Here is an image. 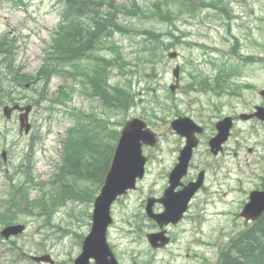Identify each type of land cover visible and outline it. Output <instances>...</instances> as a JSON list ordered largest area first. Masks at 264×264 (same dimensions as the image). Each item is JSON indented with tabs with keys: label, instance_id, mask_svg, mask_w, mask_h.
I'll return each mask as SVG.
<instances>
[{
	"label": "rangeland",
	"instance_id": "obj_1",
	"mask_svg": "<svg viewBox=\"0 0 264 264\" xmlns=\"http://www.w3.org/2000/svg\"><path fill=\"white\" fill-rule=\"evenodd\" d=\"M27 2L31 0H26ZM133 0H117L119 4H124L128 8L132 5ZM147 1V0H146ZM248 3L250 7L255 9L258 13V15H262L264 13V0H248ZM241 10V9H240ZM250 8L243 7L242 11L245 12V18L246 20L240 19L238 22L235 20L233 21L234 26H238V23H246L252 22V27H255V29H258L256 27L260 19H258L256 16H253L249 13ZM61 6L57 4L56 0H37L35 3L31 2L28 5V8L23 7H13L12 5L8 3H4L0 0V33H7L10 34L11 38L17 39V46L19 52L21 54L17 58L16 65L19 64H27V67L23 69L24 73H33L35 72L40 63L43 62L44 57V46L47 44V42H50L48 39L51 35V32L55 30L57 27V24L61 20ZM120 23L123 25L131 26L132 28H137L133 35L130 37L126 36H116L117 43L122 46L123 55L127 61L133 62V68L137 69L139 72L136 74V76L133 77V89L141 94L142 103L138 104L131 112L130 114L136 110L138 114L142 115L144 112L143 109H148L149 100H152V97L155 95L159 97L160 101H164L166 99L167 101H171L172 99L169 98V89L167 83L170 80V75L175 67L177 61L171 60L168 58V52H164V56H161V54L157 51L153 53V56H150L148 52H143L144 56H141V58L144 60H139L137 57V54L139 55V49L143 45H146L151 50L152 47L155 45L158 47V40L151 38L144 34V31L150 30L154 31L155 33H161L163 35V40L166 41V43L170 42L168 39V29L166 23H155L153 21H148L149 19H142V18H134L129 17L125 14H120L119 16ZM225 22L226 24L229 23L228 19H217L216 17H205V15L197 16L195 18H190L189 16H183L182 18H179L176 22L177 26L180 28L181 31L186 32L189 35V40L194 42L195 44L194 48L190 49L186 45H182L178 47L176 50L179 52V58L178 61L180 62L181 66H188L186 69H191V66L188 64V59H192L195 63V66L198 69H204L205 72L210 71L209 63L206 64V62H203L202 58L197 55L198 53H203V50L201 48H198L201 44L206 45L207 47H210L214 49L216 44H221L222 42V36L218 35L219 32L217 28L221 27V23ZM224 33V29H220ZM240 28L234 29V32L238 35L241 33ZM226 32V30H225ZM261 30L257 33L259 35ZM178 35L180 31L177 32ZM136 42H138V51L137 54L134 52V49L136 47ZM186 43V42H185ZM198 43V45L196 44ZM229 42H223V45H229ZM163 46H161L162 48ZM130 49V51L126 50ZM172 51V50H171ZM247 52V54H252L256 58L260 59V55L263 53L259 51V49H249L248 47L244 50ZM18 52V53H19ZM101 54L105 57V51L100 50ZM217 55V54H216ZM114 57V55L109 54V51L107 52V57ZM239 60L238 58L232 60L227 59L226 62L231 63H237ZM242 61V60H241ZM238 62L237 65L240 67H243V76H241V80L243 83H248L250 85H254L253 88H243L244 89V95L248 94L249 100H252L254 103L259 102L261 100V97L258 93L259 89H264V66L262 62H257L255 64H251L248 66H245L246 63ZM245 66V67H244ZM147 74V75H146ZM152 74V76L150 75ZM140 78V82L138 80ZM159 79V81L157 80ZM117 80L123 82V79L116 74V71H114L112 75V81L116 82ZM189 80L188 74H183L182 83L185 85L187 84V81ZM164 81V83H163ZM189 82V81H188ZM61 83V80L59 78H54L52 81V85L50 87V93H53L57 89V85ZM68 84L72 86L74 83L72 81H68ZM77 89H80V86L77 84ZM156 89L152 91V89ZM31 90H28L27 95L28 98H24L23 92L24 90L22 88H18L17 90V96L18 99L21 100V102H27L29 100H34L36 96V92L32 90V88H29ZM148 89V90H147ZM151 94H148V93ZM15 92L10 93V95L14 96L16 95ZM204 103H208L207 97L201 93H193L185 95L184 93H177L176 96L173 97V102L179 106V110L182 113L181 115H189L192 114L187 108L193 109L195 108V112L198 111V106L202 105L199 103L195 107H190L189 105L192 104V101L194 99H200ZM238 98H235L234 95H228L226 94L220 99L225 102L233 103L232 101L235 100V105L237 111H245L250 110L253 107L252 103H246L242 104L239 100H236ZM2 101H0L1 103ZM166 102V103H169ZM48 102H46L47 104ZM171 103V102H170ZM75 107H80L81 109L85 111H91L92 107H95L101 116L105 117V111L100 107L99 103L96 101H91L90 99L81 96L79 93V90L75 93L74 98V104ZM234 106V103H233ZM3 107L0 106V113L2 112ZM35 109L43 110V107L36 106ZM44 111V110H43ZM227 111V110H225ZM157 116L160 115L161 111L159 109H156ZM41 115L38 111L35 112L34 115H32V119L39 118ZM174 114H171L170 119L174 117ZM206 119L210 116V112L205 113ZM197 117V116H196ZM111 118H114L113 121L117 119H122V115H111ZM42 122H46V125L48 127L51 126V132L45 133V129L43 131V137L49 138L50 140L54 139L55 137H59L61 139V136H64L66 131V126H60V121L52 117L51 119H43L40 120ZM2 122L0 118V123ZM157 125L153 127L157 132H160L164 135L166 134H172L168 140L166 139V136L164 137V147L162 148V154H159L160 156L156 155L154 157L153 162L148 168V175L146 179L141 183V189H144L145 192L149 191L151 188L155 190V194H159L161 191L159 190L161 185L165 184L167 182V172L170 171L173 167V163L175 160V155L172 152L173 149L176 147V138L173 136V133L169 130L168 125L160 121L159 119L156 120ZM2 125V123H1ZM45 125V126H46ZM118 129L121 130L122 127L118 126ZM43 138V139H44ZM151 153H149L150 155ZM41 169L43 167H37L35 169V173L39 174L41 172ZM51 171L48 172L45 178H53L54 176H51ZM5 176H2L0 174V196L2 194V191L5 190L7 187L5 184ZM82 183L80 184L83 186ZM91 191L95 190L97 186L92 185V183H88ZM141 189L139 188V191L135 194H132V203L127 204L125 202V207L122 210L116 211V217H117V223L120 222L124 217H126L125 211L133 210L137 211L139 210L140 206V198H141ZM32 197L37 196L36 192H31ZM242 194H237V199H241ZM240 206V204H239ZM238 206V207H239ZM82 219H86V214L82 213L81 216ZM27 217H22V220H26ZM32 220L29 223V227L35 231L36 228H38L39 222L37 219H31ZM86 221L81 222V232L86 231ZM205 239L210 242H214L217 237L220 236V233L214 229H211L210 227H205ZM119 233V231H118ZM36 236V235H35ZM31 236L30 232H28L25 236H23L21 239H19L20 242L26 243V245L32 244V249H39L37 243V238ZM39 239L42 238L41 234L38 235ZM66 247V244H64ZM130 246H133V248H130ZM53 249H57L54 247ZM61 249V248H58ZM122 249H126L125 253L128 251H132L133 249H136V247L133 244H130ZM129 249V250H127ZM216 252V249H205L206 256L212 257L214 253ZM62 259H65L63 257ZM130 261V255L129 252L127 253V256L125 258V262Z\"/></svg>",
	"mask_w": 264,
	"mask_h": 264
},
{
	"label": "trees",
	"instance_id": "obj_2",
	"mask_svg": "<svg viewBox=\"0 0 264 264\" xmlns=\"http://www.w3.org/2000/svg\"><path fill=\"white\" fill-rule=\"evenodd\" d=\"M63 2L65 5L64 24L55 36L53 44L47 50L46 59H49L50 62H47L42 72L48 75L47 73L57 68V64H64L62 67L68 68H66L68 76H73L79 80L86 94L92 97L103 95L107 100L106 105L110 108H127L130 103L129 96L119 90H116V94H114V91H110L108 86L107 90L105 89L109 75L108 67H121L122 63H119V60L115 58L111 60L106 56L96 55L97 48L104 42L105 32L110 31L108 29L109 24L111 27L120 28L117 23L116 12L125 9V6L118 5L116 0H63ZM170 4L179 9V15L187 13L189 16L195 17L199 10L194 0H156L153 3V8L147 9H144L139 0H134L133 8L129 12L141 14L144 17L146 15L152 16L157 20L172 23ZM106 6L108 13L105 14ZM113 46L114 43L107 48L114 49ZM49 64L51 66H48ZM67 95L71 98L70 93ZM75 132L77 133L73 139L72 159L76 155L77 146L83 144L86 140L84 136L88 135L84 134V131L79 132V129H76ZM94 135L100 137V133ZM96 140V137H93V141L96 142ZM112 149L113 147L103 161L99 156L98 146H88V149L79 148L74 160L81 165L75 164L83 174L86 172L89 174L94 169L102 171L108 162L106 160L111 155ZM86 154L91 157L92 161L84 160ZM235 241L231 251H225L221 254L219 264H264V218L253 226L243 240L236 239Z\"/></svg>",
	"mask_w": 264,
	"mask_h": 264
},
{
	"label": "water",
	"instance_id": "obj_3",
	"mask_svg": "<svg viewBox=\"0 0 264 264\" xmlns=\"http://www.w3.org/2000/svg\"><path fill=\"white\" fill-rule=\"evenodd\" d=\"M184 122L191 126L190 122L185 120L175 121L173 127L178 130V125ZM189 127H184L188 129ZM181 130V129H179ZM178 130V131H179ZM184 134L183 132L179 131ZM141 141L147 144L154 145L157 142V136L146 128V123L140 119H133L126 123V128L123 130V135L120 144L116 151V156L112 168L108 174L106 185L103 188L102 194L98 198V209L96 216V225L94 226V239L88 241L86 249H102L103 240L98 233L102 231L104 225V209L106 212L110 203L115 200L117 195L126 191V189L134 186L137 177L143 174V167L146 159L141 154ZM188 159L182 163V168L173 173V181H178L184 174ZM179 167V166H178ZM177 167V168H178ZM179 176V177H178ZM168 222V219L166 220ZM22 230V227H9L2 234L8 237L10 234L17 233ZM106 249V248H105ZM112 263V262H111Z\"/></svg>",
	"mask_w": 264,
	"mask_h": 264
},
{
	"label": "bare ground",
	"instance_id": "obj_4",
	"mask_svg": "<svg viewBox=\"0 0 264 264\" xmlns=\"http://www.w3.org/2000/svg\"><path fill=\"white\" fill-rule=\"evenodd\" d=\"M103 31H104V30H103ZM109 32H110V31H109ZM109 32H108V33H109ZM105 33H106V32H105Z\"/></svg>",
	"mask_w": 264,
	"mask_h": 264
}]
</instances>
